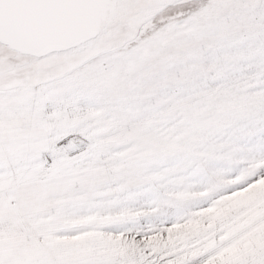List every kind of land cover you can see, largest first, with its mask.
I'll return each mask as SVG.
<instances>
[{"label":"snow or ice","instance_id":"snow-or-ice-1","mask_svg":"<svg viewBox=\"0 0 264 264\" xmlns=\"http://www.w3.org/2000/svg\"><path fill=\"white\" fill-rule=\"evenodd\" d=\"M0 264H264V0H0Z\"/></svg>","mask_w":264,"mask_h":264}]
</instances>
